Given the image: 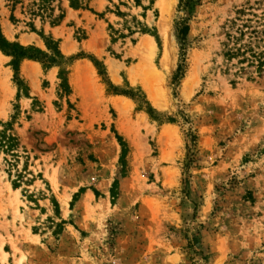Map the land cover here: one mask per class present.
Wrapping results in <instances>:
<instances>
[{
    "label": "rangeland",
    "instance_id": "374dc122",
    "mask_svg": "<svg viewBox=\"0 0 264 264\" xmlns=\"http://www.w3.org/2000/svg\"><path fill=\"white\" fill-rule=\"evenodd\" d=\"M259 17L264 0H0L8 41L72 58L15 75L0 51L18 141L0 151V264H264V73L224 56Z\"/></svg>",
    "mask_w": 264,
    "mask_h": 264
},
{
    "label": "trees",
    "instance_id": "16d2710c",
    "mask_svg": "<svg viewBox=\"0 0 264 264\" xmlns=\"http://www.w3.org/2000/svg\"><path fill=\"white\" fill-rule=\"evenodd\" d=\"M73 7H77L84 0H70ZM261 20H264V17L256 18V20L246 19L242 24L243 29H239L238 36L234 37V45L226 46V51L224 56L227 60L237 59V62L242 65L243 71H254L261 75L264 73V46H261V43H264V24H261ZM244 28L249 31V40L243 42L246 32ZM187 26H183L179 33L183 36L186 34ZM45 46L48 52H45L34 46H23L18 42L8 41L2 34L0 28V51L12 58L11 66L15 75L19 69V63L25 59L35 60L43 64L44 68H48L54 64L59 63L60 61L66 60L65 57L59 50L58 43L53 40H47ZM259 47V48H258ZM260 50H257V49ZM72 58L67 59L66 61H71ZM94 65L97 66V61H93ZM246 66H243V65ZM176 76H180L177 74ZM59 78L62 81V86L66 85V71L60 70ZM17 138L6 132L5 130L0 131V151L4 153H11L15 151L17 146ZM20 174L17 176V182L14 183V187H18V182Z\"/></svg>",
    "mask_w": 264,
    "mask_h": 264
},
{
    "label": "bare ground",
    "instance_id": "6f19581e",
    "mask_svg": "<svg viewBox=\"0 0 264 264\" xmlns=\"http://www.w3.org/2000/svg\"><path fill=\"white\" fill-rule=\"evenodd\" d=\"M140 48H141V52H142V55L145 56L146 58L149 56H153L154 54V51H155V42L154 40L149 37V36H145L144 39L142 40V42L139 44ZM2 56L1 52H0V57ZM168 56V52L165 53V58ZM168 59V58H167ZM146 60V59H144ZM148 63V62H147ZM150 63V62H149ZM90 68H92L91 65H89ZM139 67V66H138ZM137 67V68H138ZM140 68V67H139ZM142 68V66H141ZM85 70V69H84ZM131 79L133 82H135L138 78H139V72L138 74L137 73H131ZM113 80L114 82H118V78L116 76V70L113 71ZM144 86H145V89L147 90L148 92V95L150 97V99L152 100V102L159 106L161 103L159 102V99H158V94H157V90L155 89L154 86H152L149 82L147 81H144ZM118 108H120L121 106L117 105ZM121 109V108H120ZM17 192V190H15Z\"/></svg>",
    "mask_w": 264,
    "mask_h": 264
},
{
    "label": "crops",
    "instance_id": "0c3cea01",
    "mask_svg": "<svg viewBox=\"0 0 264 264\" xmlns=\"http://www.w3.org/2000/svg\"><path fill=\"white\" fill-rule=\"evenodd\" d=\"M122 102H127L126 99H120Z\"/></svg>",
    "mask_w": 264,
    "mask_h": 264
}]
</instances>
